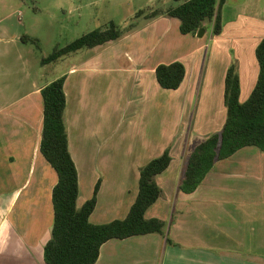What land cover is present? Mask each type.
Returning a JSON list of instances; mask_svg holds the SVG:
<instances>
[{
  "label": "crops",
  "instance_id": "crops-1",
  "mask_svg": "<svg viewBox=\"0 0 264 264\" xmlns=\"http://www.w3.org/2000/svg\"><path fill=\"white\" fill-rule=\"evenodd\" d=\"M148 3L118 39L61 58L68 68L60 74L46 82L40 75L25 92L0 88V264H44L57 174L40 152L41 89L60 77L78 207L99 184L92 224L125 219L140 168L165 151L171 158L155 177L161 196L144 214L165 223L164 234L110 239L94 264H264V152L244 147L217 161L194 192L178 189L184 158L224 127L228 68L237 67L241 103L255 87L264 0H224L220 33L204 21L201 38L181 34L169 8ZM173 62L185 76L177 89H164L155 70Z\"/></svg>",
  "mask_w": 264,
  "mask_h": 264
},
{
  "label": "trees",
  "instance_id": "trees-1",
  "mask_svg": "<svg viewBox=\"0 0 264 264\" xmlns=\"http://www.w3.org/2000/svg\"><path fill=\"white\" fill-rule=\"evenodd\" d=\"M223 1L187 0L169 8L165 14L179 19L181 34H197L199 29L204 28L203 22L208 21L212 22V34L218 35ZM157 14L154 11L151 16ZM120 35L119 28L111 22L104 29L92 30L64 47L55 48L41 60V64H55L67 55L103 45ZM23 38L26 40L27 37ZM255 56L259 66L257 82L243 103L239 101L237 67L232 64L228 68L224 86L227 110L224 127L207 137L184 158L178 182L180 191L194 192L217 161L244 147L253 146L264 152V39L256 47ZM155 75L162 88L175 90L184 79L185 68L180 62L162 64L156 68ZM64 81L65 78L60 77L41 89L43 125L40 152L57 174V183L52 190L51 237L45 244L43 257L45 264H94L101 246L110 239L164 234L166 224L158 219H146L144 214L161 196L155 177L167 169L171 158L165 151L140 168L138 194L125 219L92 224L89 217L96 206L99 184H96L93 196L78 207V173L68 148Z\"/></svg>",
  "mask_w": 264,
  "mask_h": 264
},
{
  "label": "rangeland",
  "instance_id": "rangeland-1",
  "mask_svg": "<svg viewBox=\"0 0 264 264\" xmlns=\"http://www.w3.org/2000/svg\"><path fill=\"white\" fill-rule=\"evenodd\" d=\"M151 1L154 8L174 6L172 0ZM147 5L148 0H0V88L25 92L40 75L46 82L68 68L40 64L55 48L110 22L122 30L135 10Z\"/></svg>",
  "mask_w": 264,
  "mask_h": 264
},
{
  "label": "clouds",
  "instance_id": "clouds-1",
  "mask_svg": "<svg viewBox=\"0 0 264 264\" xmlns=\"http://www.w3.org/2000/svg\"><path fill=\"white\" fill-rule=\"evenodd\" d=\"M6 246V239L4 233V226H0V252L4 251Z\"/></svg>",
  "mask_w": 264,
  "mask_h": 264
},
{
  "label": "water",
  "instance_id": "water-1",
  "mask_svg": "<svg viewBox=\"0 0 264 264\" xmlns=\"http://www.w3.org/2000/svg\"><path fill=\"white\" fill-rule=\"evenodd\" d=\"M204 33H205V31L203 28L199 29L197 32V37H199V38L203 37Z\"/></svg>",
  "mask_w": 264,
  "mask_h": 264
}]
</instances>
